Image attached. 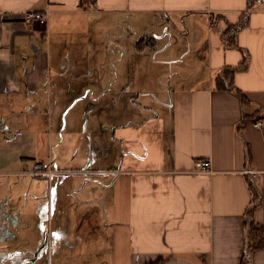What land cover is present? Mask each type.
Segmentation results:
<instances>
[{
    "label": "crops",
    "instance_id": "1",
    "mask_svg": "<svg viewBox=\"0 0 264 264\" xmlns=\"http://www.w3.org/2000/svg\"><path fill=\"white\" fill-rule=\"evenodd\" d=\"M31 11L47 13V24L26 22ZM247 11L236 47L226 46L229 24ZM243 51L249 64L234 83L245 107L235 92L216 88ZM96 102L101 132L85 117L71 127L75 139L101 135L102 157L112 163L92 169L89 160V169L73 171L96 191L74 200L90 212L77 214L72 232L15 240L10 231L1 263L18 264L14 254L33 243L44 264H240L249 178L264 225V128L256 125L264 124V0H0V173L8 174L0 200L14 195L3 182L8 169L44 156L52 109L61 115ZM205 161L213 172L197 173ZM53 164L39 159L32 178L53 177L44 175L57 173ZM42 195L25 192L23 206L43 203ZM21 216L26 226L35 215ZM251 264H264V249Z\"/></svg>",
    "mask_w": 264,
    "mask_h": 264
},
{
    "label": "rangeland",
    "instance_id": "2",
    "mask_svg": "<svg viewBox=\"0 0 264 264\" xmlns=\"http://www.w3.org/2000/svg\"><path fill=\"white\" fill-rule=\"evenodd\" d=\"M53 95L56 100L57 95ZM86 95L85 93L83 94V96ZM92 105H94V109L92 107L91 109H78V107L67 108L61 115L58 109L53 108L52 115L46 117V152H43L44 156H40V158L37 156V161L32 159L28 160V165L23 164L17 168L8 169L10 177L4 179L3 182L4 185L7 183L8 187H12L14 195H12L13 198L11 200H0V254H6L10 251L6 247L11 242L9 236L10 231L14 232L15 240H18V236H22L23 233H26L25 236L32 234V240H34L38 237V234L45 233L46 235L49 230H57L58 228L62 231L72 232L73 224H76L77 214L83 215L86 213V210H89L77 209L74 201L75 197L78 200L84 201L90 199V197H94L96 191L89 186L83 188V184L81 186V183L85 182V177L76 175L73 171L77 169H84L86 171L89 169L87 168L89 167V160H94L93 167H90L92 169H104L112 165L110 160L106 161L105 157H102L103 155L100 149L102 145L101 135H95L94 137L89 132L86 135H78L75 139L71 129L73 127V120L76 121L77 127L79 128V125L84 123L80 118L85 117L89 119L88 127L93 132L96 130L101 132L99 126L102 123L103 110L100 102L93 103ZM91 136L92 138L94 137L93 141ZM75 144H77L78 148H75ZM51 146L54 148V153H51ZM51 154L53 156H49ZM39 159L44 160L46 164H48L49 160L54 161L53 167L55 171H53L57 173L51 175L44 174L48 176L54 175L51 178H32L31 172L34 171L35 164ZM92 178L100 180L96 176ZM33 180H36V182H33ZM27 191L35 194H43V198L41 199L43 203H29L23 206L25 204L23 195ZM8 203L13 205V224L11 223L12 217L10 216L11 207H8ZM23 211L31 212L35 215L31 223L26 226H24L25 224L22 221L21 213ZM84 226L87 227L86 224ZM74 234L75 231H73V236ZM69 238V240L73 239L72 236ZM34 245L32 243L29 246L21 247L19 252L14 254V262L18 264H44L46 261L42 257L35 260V256L33 255ZM54 256L55 253H53ZM0 264H2L1 261Z\"/></svg>",
    "mask_w": 264,
    "mask_h": 264
},
{
    "label": "trees",
    "instance_id": "3",
    "mask_svg": "<svg viewBox=\"0 0 264 264\" xmlns=\"http://www.w3.org/2000/svg\"><path fill=\"white\" fill-rule=\"evenodd\" d=\"M247 13L248 11L243 15V19L239 24H229L227 31L223 35L226 46L230 48L236 47L233 35L238 29L247 24ZM248 64L249 55L243 51V61L238 67L224 69L216 77V88L221 91L231 90L235 92L240 97L244 107L249 101L244 93L235 85L234 75L237 70H245ZM244 118L247 119L246 114ZM245 158L247 167H250L252 155L248 145H245ZM247 184L251 195V202L244 216V227L246 230L245 251L240 264H251V255L253 252L264 249V225H261L256 220V211L261 203V193L254 180L249 178Z\"/></svg>",
    "mask_w": 264,
    "mask_h": 264
},
{
    "label": "built area",
    "instance_id": "4",
    "mask_svg": "<svg viewBox=\"0 0 264 264\" xmlns=\"http://www.w3.org/2000/svg\"><path fill=\"white\" fill-rule=\"evenodd\" d=\"M24 20L26 22H37L41 25H46L47 24V13H41V12H27L24 15ZM256 125L262 126L264 128V124H261L260 122H257ZM198 170L196 171L199 174H211L213 172L211 163L209 161H205L203 163L198 164ZM53 172L47 173L48 175H51ZM8 174L6 173H0V182L3 177H7Z\"/></svg>",
    "mask_w": 264,
    "mask_h": 264
}]
</instances>
